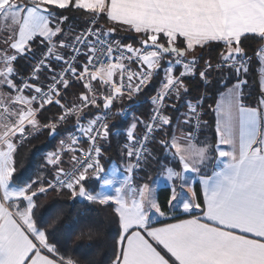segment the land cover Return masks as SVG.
<instances>
[{"label": "snow or ice", "instance_id": "obj_1", "mask_svg": "<svg viewBox=\"0 0 264 264\" xmlns=\"http://www.w3.org/2000/svg\"><path fill=\"white\" fill-rule=\"evenodd\" d=\"M120 32L132 43L113 35ZM249 41L264 46V0H0V264H78L58 236L63 206L41 212L38 201L49 193L94 212L85 222L90 232L109 221L111 264H264V87L246 97ZM256 59L264 64V47ZM154 80L149 111L126 132H111L113 114L127 115L117 105L126 108L125 99ZM197 81L203 91L194 97ZM205 101H213L207 109ZM208 114L212 151L230 159L236 176L198 202L184 174H200L210 159L199 146ZM66 125L67 140L47 155L52 178L13 188L19 148ZM121 135L126 175L117 181L113 169L102 178L100 142ZM65 148L79 151L68 171L58 167ZM153 165L170 182L169 214L148 182ZM92 178L102 181L99 191ZM115 184L114 193L105 191ZM181 199L191 218L171 215ZM157 217L176 222L155 227Z\"/></svg>", "mask_w": 264, "mask_h": 264}, {"label": "trees", "instance_id": "obj_2", "mask_svg": "<svg viewBox=\"0 0 264 264\" xmlns=\"http://www.w3.org/2000/svg\"><path fill=\"white\" fill-rule=\"evenodd\" d=\"M79 17L75 14H70L69 22L74 21L78 24ZM116 36L124 38L125 42L132 43L127 39L126 33H116ZM261 45L255 41H249L246 44L247 56L251 57L250 70L247 76L248 84L245 87L246 97L251 94V98H255L257 91L260 87L259 65L257 64L256 52L260 49ZM22 63H24L22 61ZM159 86L158 81L151 82L143 91V93L137 98L141 103L136 104L134 101H128L125 99L124 106L117 105V110L120 112L127 111V115L116 116L113 114V118L110 120V131H125L133 120V117L143 118L149 111L150 104L147 101L157 90ZM202 89L199 86V82L193 84L192 95L199 96L202 93ZM210 92H214V89H210ZM65 99H72L71 96H66ZM215 97H213V100ZM213 101H205V109L207 105ZM205 119L208 121V126L203 128L201 134V142H207L210 145L208 155L210 157H216V154L212 149L215 147L216 138L214 133V120L211 114H208ZM72 131V125H66L57 129V136L50 140V135L47 130L43 133L35 134L29 138L27 142L19 148L15 155V167L16 171L13 175L12 184L16 187L26 186L27 183H31L33 180H39L41 176L45 180L51 179L52 165H47L45 156L48 152L54 150V144L63 137H66ZM115 136H110L109 141L104 143L103 154L100 158L101 164L106 168L115 160L114 155L118 156V147ZM206 140V141H205ZM205 141V142H204ZM95 178H92L88 183L92 186ZM170 198V188H161L158 192V200L163 210L166 213L169 212V205L167 203ZM38 203L41 205V212L45 208H48L54 204H60L63 206V215L57 227L60 229L58 236L61 239L67 241V246L70 249L72 258L78 259L81 262L92 261L93 264H111L113 258L112 249L110 246L105 247V242L108 240L113 226L108 220L104 221L103 238L87 241L86 239L96 234L97 230L88 231L85 227V222L95 216V213L91 210L85 211L81 207L80 203L73 204L69 198L60 197L56 193H49L39 199ZM83 233V234H82ZM82 237L83 239H80Z\"/></svg>", "mask_w": 264, "mask_h": 264}, {"label": "crops", "instance_id": "obj_3", "mask_svg": "<svg viewBox=\"0 0 264 264\" xmlns=\"http://www.w3.org/2000/svg\"><path fill=\"white\" fill-rule=\"evenodd\" d=\"M261 47H264V46L261 45ZM258 70H259V76H260V79H259L260 80V87H264V64H260ZM256 128H257V130L259 129V123L257 124ZM141 131H142V126L138 127V129L136 130V135L141 133ZM125 132H126V130H125ZM256 134H257L256 130L245 132L244 142H247L249 139H254ZM66 139H67L66 137H63L61 140H66ZM116 141H117V147H118V149H117L118 156L114 155L113 158L115 160L106 168V170H104V172L101 174V177L102 178H110L113 169H115L116 173H117V176H116L117 181H122L126 175V173L124 171L126 168V161L122 155L124 136L121 135L119 138H117ZM239 143H240V138L238 137L237 146L234 150H236V151L239 150ZM202 145H203V143L201 142V144L199 146H202ZM222 147H225V150H227L226 146H222ZM76 148L80 149L79 147H76ZM230 150H233V149H230ZM73 155H79V151L73 153V152L67 151V149L65 148V150L61 153V157L63 158V159H61V161L63 160L62 163H63L65 168H69L71 166ZM207 155H208V153H207ZM220 159H221V164L216 165L214 167V169L209 173H203V172H201L200 174L191 173V176H190L191 179H190V181H188V184L191 185L195 189V191L198 195V202H202V194L205 191H207L209 194H211L213 192H222L231 186L230 181L233 179L234 176H236V170L229 167V164L231 163V161L228 157H223ZM157 168H158L157 165H153V171L151 172V174L156 173L155 171ZM163 173L166 175V172H162V174ZM204 181H207V183L205 184ZM94 182L98 183L99 187H98L97 191H99L102 181L100 179L95 178ZM134 183L136 185H140L141 184V176L135 177ZM156 183H157L156 181H152V183L150 185L152 187L154 185L155 188H154L153 195L155 196V198L159 202V200H158L159 190L163 187H168V188H170V187L167 184H165L167 186H162V187L159 186L160 187L159 188L158 186L157 187L155 186ZM11 186L13 188H19V187H16L14 185H11ZM116 186H118V184H115V185L110 186V187H106L105 191L114 193V188ZM185 191L187 193V190H185ZM187 194L189 195V199H191L192 198L191 193H187ZM0 195H2V194H0ZM183 202L181 203L179 210L177 212L171 214V215H175L176 217H178L180 219L191 218L190 216L183 214V212H182ZM166 214H169V212ZM193 214H199V210L198 209L193 210ZM169 222H176V221L166 219L165 217H157L153 226L162 227L165 223H169Z\"/></svg>", "mask_w": 264, "mask_h": 264}, {"label": "rangeland", "instance_id": "obj_4", "mask_svg": "<svg viewBox=\"0 0 264 264\" xmlns=\"http://www.w3.org/2000/svg\"><path fill=\"white\" fill-rule=\"evenodd\" d=\"M80 19V18H79ZM79 19H78V21H79ZM72 23H75L74 21H72ZM101 27H103V25H101ZM113 35H117L116 33H114ZM116 38L117 39H120L121 37L120 36H116ZM136 134V133H135ZM66 138H67V136H66ZM116 139H117V137H116ZM206 141V140H205ZM204 141V142H205ZM208 141V140H207ZM205 142V143H203V145H202V147H204V148H206V149H208L209 150V148H210V145H209V143L208 142ZM104 143L105 142H103V147H104ZM103 147H102V154H103ZM60 149V141L58 140L55 144H54V150H52V151H50V152H53V151H58ZM49 153V152H48ZM48 153L46 154V156H45V161H47V155H48ZM209 156V155H208ZM102 157V156H101ZM100 157V158H101ZM209 160L207 161V163H206V166H204L203 168H202V170H201V172H203V173H209V172H211L213 169H214V167L216 166V165H219V164H221V159L219 158V157H210L209 156ZM61 159H63L62 157H61ZM63 161V160H62ZM58 167H62V168H64L66 171L67 170H70V168H71V166L69 167V168H65L64 167V165H63V163H61L60 165H58ZM156 173H154V174H151V179L148 181V182H150V184L152 183V181H156L157 183L155 184V186L157 187H162V186H169V184H170V182H168L166 179H164V173L162 174V173H160L159 175H157V171H155ZM138 176H140V175H138ZM162 176V177H161ZM166 176V175H165ZM190 176H191V173H187V174H184V179H185V181L188 183V181H190ZM165 184H167V185H165ZM11 185H13L12 184V182H11ZM92 188H94V189H98V183L97 182H93V184H92V186H91ZM159 187V188H160ZM155 187H154V185H153V189H154ZM164 188V187H163ZM187 195V198L189 199V195L188 194H186L185 193V196ZM184 200L183 199H181V200H179V201H177V202H174L175 204H176V206H177V208L179 209L180 208V206H181V203L183 202ZM169 209H170V206H169ZM171 214H173V213H171Z\"/></svg>", "mask_w": 264, "mask_h": 264}, {"label": "built area", "instance_id": "obj_5", "mask_svg": "<svg viewBox=\"0 0 264 264\" xmlns=\"http://www.w3.org/2000/svg\"><path fill=\"white\" fill-rule=\"evenodd\" d=\"M249 58H251L250 56H248ZM151 98V97H150ZM150 98L147 100L148 102H149V104H150ZM136 104H140L141 102L139 101V100H137V98L135 99V100H133ZM125 112V111H124ZM126 115H124V117H125ZM111 120V119H110ZM110 120L108 121V123H110ZM142 131H143V129H142ZM142 131H141V133H139L138 135H140V134H142ZM202 131H203V129H202ZM202 131H201V134H202ZM71 133V132H70ZM69 133V134H70ZM67 140V139H66ZM65 140V141H66ZM102 145H103V141H101L100 142ZM87 144H78V145H76V146H74V147H79L80 149H83V148H87ZM103 147V146H102ZM68 171V170H67ZM138 175L139 174H137L135 177H138Z\"/></svg>", "mask_w": 264, "mask_h": 264}, {"label": "clouds", "instance_id": "obj_6", "mask_svg": "<svg viewBox=\"0 0 264 264\" xmlns=\"http://www.w3.org/2000/svg\"><path fill=\"white\" fill-rule=\"evenodd\" d=\"M102 238H103V232L101 230H97L95 235L88 237L86 240L90 242L92 240L102 239ZM80 239H83V238L80 237ZM78 264H87V262L78 261Z\"/></svg>", "mask_w": 264, "mask_h": 264}, {"label": "water", "instance_id": "obj_7", "mask_svg": "<svg viewBox=\"0 0 264 264\" xmlns=\"http://www.w3.org/2000/svg\"><path fill=\"white\" fill-rule=\"evenodd\" d=\"M56 136H57V134H55V135H51V136H50V140H53Z\"/></svg>", "mask_w": 264, "mask_h": 264}]
</instances>
